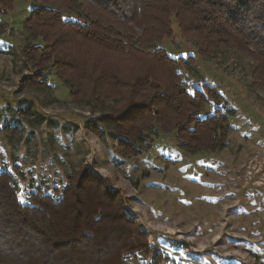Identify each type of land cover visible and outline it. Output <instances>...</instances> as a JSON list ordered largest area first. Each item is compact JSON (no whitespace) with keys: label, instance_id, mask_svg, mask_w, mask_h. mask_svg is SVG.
Here are the masks:
<instances>
[{"label":"rangeland","instance_id":"rangeland-1","mask_svg":"<svg viewBox=\"0 0 264 264\" xmlns=\"http://www.w3.org/2000/svg\"><path fill=\"white\" fill-rule=\"evenodd\" d=\"M33 6L34 0H14L0 13V171L14 179L18 199L26 203L39 192L57 199L87 169L115 193L127 230L145 237L146 251L127 255L123 264H264V91L252 60L233 50L200 57L172 20V36L157 47L176 60V73L164 69L159 77L168 84L171 72L181 89L198 93L194 102L206 101L199 118L225 117L226 145L194 151L175 131L154 129V123L136 145L139 152L123 156L99 118L119 108L116 102H139L132 83L157 67L142 57L79 52L86 69L102 62L133 87H112L124 96L89 106L82 99L92 93L90 80L82 99H71L50 65L40 71L26 62L25 52L40 45L23 26ZM65 17L74 20L62 12ZM204 128L197 125L199 140Z\"/></svg>","mask_w":264,"mask_h":264},{"label":"trees","instance_id":"trees-1","mask_svg":"<svg viewBox=\"0 0 264 264\" xmlns=\"http://www.w3.org/2000/svg\"><path fill=\"white\" fill-rule=\"evenodd\" d=\"M13 2L0 0V13ZM62 12L72 14L74 20H64ZM172 20L200 57L214 59L218 52L233 50L251 59L253 77L264 91V0H34L23 26L40 45L30 47L25 59L40 71L50 65L74 100L82 99L85 81L92 80L91 95L82 99L89 106L124 96L117 92L123 89H116L121 85L128 89L137 84L133 88L140 95L139 102H116L119 108H111L113 112L99 118L103 130L123 149V156L139 152L136 145L153 130L154 123L158 125L154 129L175 131L178 142L194 151L222 148L228 133L225 117L199 118L198 111L206 101L194 102L198 93L191 96L181 89L171 72V77L167 73L168 84L159 77L164 69L176 73V60L157 47L172 36ZM96 51L120 59L142 57L157 68L144 73L139 82L127 83L102 62L89 69L81 64L79 52L91 55ZM36 87L43 90L45 86ZM206 91L213 90L207 86ZM193 117L197 121L190 125ZM197 125L208 130L204 139H198ZM115 198L86 169L66 185L59 198L31 193L23 203L14 179L1 170L0 264H123L127 255L144 253L148 246L144 235L127 230V218Z\"/></svg>","mask_w":264,"mask_h":264},{"label":"snow or ice","instance_id":"snow-or-ice-1","mask_svg":"<svg viewBox=\"0 0 264 264\" xmlns=\"http://www.w3.org/2000/svg\"><path fill=\"white\" fill-rule=\"evenodd\" d=\"M64 19L67 20V19H69V18H68V17H65Z\"/></svg>","mask_w":264,"mask_h":264}]
</instances>
